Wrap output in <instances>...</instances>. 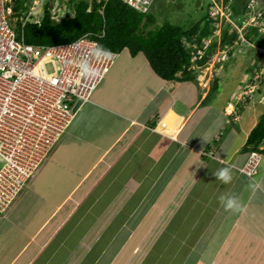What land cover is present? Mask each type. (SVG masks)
Instances as JSON below:
<instances>
[{"label": "crops", "instance_id": "crops-1", "mask_svg": "<svg viewBox=\"0 0 264 264\" xmlns=\"http://www.w3.org/2000/svg\"><path fill=\"white\" fill-rule=\"evenodd\" d=\"M254 50H240L254 71L215 49L216 62L193 61L191 79L170 81L142 53H117L0 215V264H264V143L256 174L242 171L264 112V55ZM226 166L229 183L215 175ZM221 195L239 197L243 211H226ZM173 246L189 249L160 258Z\"/></svg>", "mask_w": 264, "mask_h": 264}, {"label": "built area", "instance_id": "built-area-1", "mask_svg": "<svg viewBox=\"0 0 264 264\" xmlns=\"http://www.w3.org/2000/svg\"><path fill=\"white\" fill-rule=\"evenodd\" d=\"M13 0H0V215L5 214L25 184L36 172L41 161L51 151L65 132L76 109L88 101L91 94L113 63L116 53L101 48L98 41L89 33L68 42L57 44H31L24 40L23 28L32 11L40 7L43 0H32L34 6L26 17L25 9H15ZM48 8L56 15V20L65 14L73 16L71 6L60 10L56 0H50ZM93 0H88V9ZM101 2V0H95ZM107 0H103L105 3ZM140 13L151 9L154 0H120ZM101 6L100 12L103 11ZM257 2L249 0L241 18H232L229 3L224 0H211L208 18L214 29L213 35L204 39L200 46L187 43L191 55H203L212 40L216 41V53L221 60L230 49L233 52L242 47L253 46L246 37L251 27L264 33V9H257ZM224 27L236 37L231 46L222 49L220 38ZM214 49V50H215ZM264 55V48L256 47ZM211 56L209 63L217 59ZM219 61V59H218ZM94 70H99L95 78H88ZM254 85L251 84V89ZM264 98V97H263ZM78 106V107H79ZM77 107V108H78ZM260 156L258 152L249 153L242 171L252 177L257 172Z\"/></svg>", "mask_w": 264, "mask_h": 264}, {"label": "trees", "instance_id": "trees-1", "mask_svg": "<svg viewBox=\"0 0 264 264\" xmlns=\"http://www.w3.org/2000/svg\"><path fill=\"white\" fill-rule=\"evenodd\" d=\"M25 1L13 0L12 4L15 9L24 10ZM237 2L239 0H235L230 7L233 10L232 18L235 20H238L239 14ZM51 5L46 4L43 18L39 23L25 24L23 28L25 42L51 45L72 41L89 33L103 49L119 53L127 48L131 56L142 53L154 73L167 81L176 79L179 72L183 74L184 79H191L192 74L188 69L193 61L198 65H204L215 49L216 41L212 40L198 59V53L192 56L191 50L186 46L187 43H196L200 46L203 38L213 34L214 29L207 11L202 19L188 27L172 24L169 21L152 27L154 19L150 11L140 13L120 0H107L105 3L103 0L101 2L93 0L89 9L87 1L78 0L72 5L73 16L67 13L59 21L48 9ZM102 5L104 8L100 12ZM240 9L244 8L240 6ZM258 33L257 27H251L246 37L250 39ZM235 37V33L230 34L226 29L223 30L220 38L221 46H231ZM230 52L232 53L233 50L230 49ZM262 143H264V112L247 136L245 148L250 147L252 152Z\"/></svg>", "mask_w": 264, "mask_h": 264}, {"label": "rangeland", "instance_id": "rangeland-1", "mask_svg": "<svg viewBox=\"0 0 264 264\" xmlns=\"http://www.w3.org/2000/svg\"><path fill=\"white\" fill-rule=\"evenodd\" d=\"M56 1H57L58 5H62V7H59L60 10H66V9H68V7L70 8L78 0H56ZM84 1L88 2V0H84ZM210 1L211 0H154L152 5H151V9H150V13L154 19V22L151 24V26L156 27L157 25H161V23L164 20V21H169L172 24H178V25H183V26L188 27V26L192 25L194 22H196L200 18V16L204 14V12L209 10L208 6L210 5L209 4ZM248 1L249 0H242L239 2V5H243L242 7L244 8V5ZM256 2L258 4V6H260V8L264 7L261 0H256ZM26 3H27L26 11L24 12V14H22L23 17H26V15L28 14V11H32V9H30V6L35 5V4H32V0H26ZM51 3L52 2L50 0H43L40 7H37L35 11H32V14H31V16L28 17V20L31 21V20H34L35 18L40 20L42 6L45 7L46 4L48 6V4H51ZM201 4H202V8H200ZM260 8H257V9H260ZM239 18H241V16ZM225 29L229 32L228 27L223 28V30H225ZM255 35H253V37L250 38V41L253 43L254 46L264 48V34H261L260 36H258V35L255 36ZM242 48H244V47H242ZM240 50H241V48H240ZM240 50H237L235 52L232 59L229 60V63L232 64L237 59L242 60V61H244V65L251 64V69H253V71H254V68L252 66V63L254 62V58L252 59V53L251 54H244V53H240L241 52ZM255 53H256V51H255ZM240 54H243V55H240ZM117 56L115 57L112 65L118 60ZM219 57H220V54L217 56V58H219ZM215 58H216V56H215ZM198 66L200 67V65H198ZM110 68H108V70ZM230 89L231 88L228 89V92L231 91ZM100 132H101V130L96 131V135L99 134ZM93 135H94L93 133H88L85 137L87 139H92ZM53 150H56V149L53 148ZM79 152L80 151L78 150V144L76 141H74L72 144V148L69 149V153L71 155H73L72 157L76 158ZM46 156H45V158H46ZM45 160L46 159H44V161ZM44 163L45 162H43L41 165H43ZM76 169L80 171L83 168L77 167ZM192 238H194V237H192ZM175 249H176V247H174V246L171 247L167 252L162 254L160 258H184V254L187 251V249H189V248L184 247V251L180 252V250H178L177 253L174 254ZM152 255H153V257H155L153 252H152Z\"/></svg>", "mask_w": 264, "mask_h": 264}, {"label": "clouds", "instance_id": "clouds-1", "mask_svg": "<svg viewBox=\"0 0 264 264\" xmlns=\"http://www.w3.org/2000/svg\"><path fill=\"white\" fill-rule=\"evenodd\" d=\"M256 1V0H255ZM224 2H226L227 3V1H225L224 0ZM231 6H229V8H230ZM231 9V8H230ZM150 11V10H149ZM207 13H208V10H207ZM210 36H212V35H210ZM210 36H208V37H210ZM208 37H206V38H208ZM206 38H203L202 39V41L204 40V39H206ZM202 41H201V43H202ZM201 43H200V45H201ZM196 44V43H195ZM198 45V44H197ZM187 46V45H186ZM98 49L99 50H101V51H103V49L102 48H99L98 47ZM190 49V48H189ZM196 51V53H198V51H197V49L195 50ZM114 53H116V52H114ZM117 54V53H116ZM201 66V65H200ZM99 75V70H94L93 71V74L92 75H90L88 78H95L96 76H98ZM216 177L218 178V179H220L221 181H223L224 183H229L232 179H233V175H234V173H233V170L231 169V167H228V166H226V167H223V168H221V169H219L217 172H216ZM250 187H253V188H255L256 187V185H254V184H252L251 182H250ZM219 200H220V203L222 204V206L224 207V209L226 210V211H232V212H241V211H243V207H242V203H241V201H240V199H239V197H237V196H235V195H231V196H224V195H221L220 197H219Z\"/></svg>", "mask_w": 264, "mask_h": 264}, {"label": "water", "instance_id": "water-1", "mask_svg": "<svg viewBox=\"0 0 264 264\" xmlns=\"http://www.w3.org/2000/svg\"><path fill=\"white\" fill-rule=\"evenodd\" d=\"M264 2V0H261ZM80 102H76V104L74 105V110L77 109V107L79 106Z\"/></svg>", "mask_w": 264, "mask_h": 264}]
</instances>
